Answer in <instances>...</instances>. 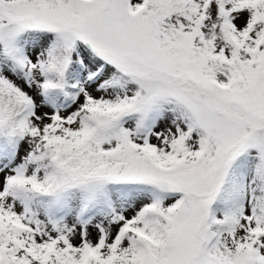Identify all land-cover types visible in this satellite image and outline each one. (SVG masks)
Instances as JSON below:
<instances>
[{"label":"snow or ice","instance_id":"obj_1","mask_svg":"<svg viewBox=\"0 0 264 264\" xmlns=\"http://www.w3.org/2000/svg\"><path fill=\"white\" fill-rule=\"evenodd\" d=\"M0 264H264V0H0Z\"/></svg>","mask_w":264,"mask_h":264}]
</instances>
